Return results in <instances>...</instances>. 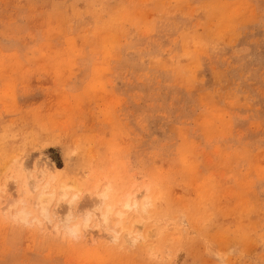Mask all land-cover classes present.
Listing matches in <instances>:
<instances>
[{"label":"rangeland","instance_id":"obj_1","mask_svg":"<svg viewBox=\"0 0 264 264\" xmlns=\"http://www.w3.org/2000/svg\"><path fill=\"white\" fill-rule=\"evenodd\" d=\"M0 264H264V0H0Z\"/></svg>","mask_w":264,"mask_h":264},{"label":"bare ground","instance_id":"obj_2","mask_svg":"<svg viewBox=\"0 0 264 264\" xmlns=\"http://www.w3.org/2000/svg\"><path fill=\"white\" fill-rule=\"evenodd\" d=\"M54 178H51L53 180ZM51 180L45 181V175L44 174H30L29 180L27 181V186L29 191L31 193L36 194L33 206L36 210H38L39 214L41 217H43L46 221H52V218H54L58 214V209L60 208V205L64 202L66 198V188L68 185L63 184L61 186V192L60 194H57V192L53 189L51 190ZM44 181V182H43ZM43 182V183H42ZM98 186L96 187V189ZM51 190V191H50ZM108 189L100 193L98 196L100 197L99 201L97 202L100 203L99 206L108 198ZM131 195L127 196L125 199V208L126 209H131V208H139V203L137 200L134 202H131ZM77 200V196H74L72 199L68 201V204L71 208L72 204ZM151 202L149 199L144 200L142 204V209L144 211L148 210ZM71 211V210H70ZM113 211L112 208H107L106 212L103 213V218L105 221L108 220V215ZM31 213L27 212L25 210H22L20 214L16 216L17 219H20L22 221L27 222L30 218ZM86 215H90V213H86ZM118 216L121 218L124 216L123 212H118ZM70 219V216L68 217ZM89 223V220L85 222L84 228L87 227ZM121 224V221L119 222ZM59 228V227H57ZM66 232L69 235L73 236H79L82 228L80 226H71L69 227L68 225L65 224ZM58 231V229H56ZM129 235V234H128ZM113 240H117L119 238V233L115 232V235L110 236ZM144 239V237H142ZM138 241L137 238H134L131 240L132 244H135Z\"/></svg>","mask_w":264,"mask_h":264}]
</instances>
